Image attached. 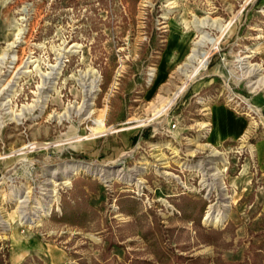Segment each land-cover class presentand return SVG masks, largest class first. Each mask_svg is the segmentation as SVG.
<instances>
[{
    "label": "rangeland",
    "instance_id": "obj_1",
    "mask_svg": "<svg viewBox=\"0 0 264 264\" xmlns=\"http://www.w3.org/2000/svg\"><path fill=\"white\" fill-rule=\"evenodd\" d=\"M215 108L244 123L217 145ZM212 161L228 211L204 226ZM154 241L264 264V0H0V264L152 261Z\"/></svg>",
    "mask_w": 264,
    "mask_h": 264
},
{
    "label": "trees",
    "instance_id": "obj_2",
    "mask_svg": "<svg viewBox=\"0 0 264 264\" xmlns=\"http://www.w3.org/2000/svg\"><path fill=\"white\" fill-rule=\"evenodd\" d=\"M61 215L63 216V208L60 209ZM196 223L199 234L204 239V243L210 245L216 238H220L221 232L214 229L205 230L200 227L199 219L196 218L194 221ZM152 251V261L146 259H132L127 264H249L246 261L238 263H226L221 261L219 258L206 259L200 257H182L180 255L174 254L173 251L165 247H161L160 244H156L154 241L151 242Z\"/></svg>",
    "mask_w": 264,
    "mask_h": 264
},
{
    "label": "bare ground",
    "instance_id": "obj_3",
    "mask_svg": "<svg viewBox=\"0 0 264 264\" xmlns=\"http://www.w3.org/2000/svg\"><path fill=\"white\" fill-rule=\"evenodd\" d=\"M204 59H207V56H203ZM193 59V56L189 57V60ZM213 157L214 158H218L219 154L216 152H213ZM216 162L212 161L209 162L203 169H202V173L203 176L206 177V181H210L211 183L207 184V188H208V192L211 193L212 190L216 189L218 192V201H217V205H219V207L221 208L220 210H217V205L216 206H211L209 212L206 214L204 220H203V225L204 226H215V225H220L223 221H225L226 217H227V211H228V204H227V197L224 194V190L222 188V183H221V175L219 174V172H217L216 168H215ZM86 168L82 165H76L75 167L71 168L70 171V175L73 174L75 171L77 170H85ZM208 171H213V173H211L209 175L210 178H208V174L206 172ZM109 176V172L107 173ZM137 175V174H134ZM114 176V174H113ZM120 176V175H118ZM42 212V211H41ZM4 230L5 227H4Z\"/></svg>",
    "mask_w": 264,
    "mask_h": 264
},
{
    "label": "crops",
    "instance_id": "obj_4",
    "mask_svg": "<svg viewBox=\"0 0 264 264\" xmlns=\"http://www.w3.org/2000/svg\"><path fill=\"white\" fill-rule=\"evenodd\" d=\"M209 115L211 128L208 138L213 145H217L231 137L240 135V133L243 132V121L235 118L225 109H212L210 110Z\"/></svg>",
    "mask_w": 264,
    "mask_h": 264
}]
</instances>
